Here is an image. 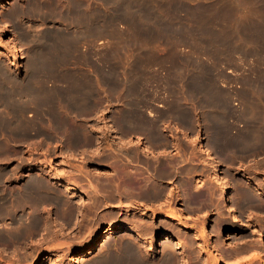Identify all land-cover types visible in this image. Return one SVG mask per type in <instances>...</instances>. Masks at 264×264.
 Returning a JSON list of instances; mask_svg holds the SVG:
<instances>
[{
    "label": "bare ground",
    "instance_id": "bare-ground-1",
    "mask_svg": "<svg viewBox=\"0 0 264 264\" xmlns=\"http://www.w3.org/2000/svg\"><path fill=\"white\" fill-rule=\"evenodd\" d=\"M85 1L86 0H19V2L16 3V1H15L12 5L11 0H0V9L5 10L4 12H5L6 16L8 17V19L12 18V19H15V21H17L19 19V21H20L21 20L20 18H23V17H27V18L30 17L31 18L32 17V18H37L36 19L37 22L42 21V23L44 22L43 24H45L46 22H49V23L51 22L53 25L55 24L57 26L56 30H54V31H47L45 29L38 35L37 34L30 35V34H28V31L27 32L23 31V32L19 33L20 34L19 36L21 37L20 39L24 42L26 41L30 45V49H29V52L27 55V61H26V65H25L26 74H24L23 76L18 75L17 73H14L8 69H5L6 67H4V65L2 63H0V155H2V153H4V149H3L4 143L2 144L3 140H5V139L14 140L15 139L18 142L19 141L25 142V143H23V145L24 144L26 145V142H28L29 144H31V143L34 144L35 142H37V141H34L37 138L38 142L40 144H43L48 139L52 138V137L50 138V135L48 133L50 130L55 132L54 134H56L57 136H60L58 134L60 132L59 130H61V129L65 130V133H63L65 135H64V137H62L63 139L67 140L68 143L69 142L70 143H79L80 141H82L84 133H85V132L84 133L82 132L83 128H81L82 125H80V123L83 120H85L86 114L90 115L93 113V110L95 108L98 109V108L103 106L102 105L103 101L99 97H98L99 100L95 101L96 90H95V84L94 83L96 81L93 82L90 75L87 76V75H85L86 73L83 74V73L78 72V71L74 72V73L67 72V71L62 72V69H61V67L66 66L71 60H73L74 62H78V63L79 62L81 63V61H84L86 63L90 62L94 58V54L90 51L89 52L85 51L86 53H81V51H80L81 47L80 46H82L84 44L83 43L84 41H87V42H89L88 44H90V42H92V40L95 38V36L99 37L100 35L106 34L108 31L107 29H105L106 27H108L105 25V23H104V27L106 26L105 28L102 27V24H101V27L98 26L101 18L103 19V17L99 16V14H98L99 11L97 10L98 12H96L95 8H92L90 6L92 3L88 4L89 5L88 6L87 2H85ZM136 1L138 3L139 9L143 10L142 7L144 6L145 1L144 0H136ZM136 1H134V2H136ZM157 1L159 2L160 0H157ZM157 1L154 0V2H153V1L148 0V2H150V3L152 2L151 3L152 6L155 2L157 3ZM101 2H102V0H101ZM106 2L110 3V5H113V8H111V6H109V5H107V6H109V8H111L110 9L111 11H112V9H114V10L117 9V11L119 10V12H120V10H123V9L124 10L130 9L129 4L127 3V0H106ZM106 2H105V4H107ZM10 5H12V7ZM86 5H87V7H86ZM148 5H146V7L144 6L145 9L147 8ZM183 5H185V4H183ZM130 6L132 7L133 4ZM154 6H156V5H154ZM258 6L259 5H257V7ZM102 7H103V5H102ZM148 7H151V6H148ZM157 7L159 8V5ZM104 8H105V5H104ZM151 8H153V7H151ZM160 8H161V6H160ZM160 8H159V10H160ZM180 8H181V6L178 5L177 3H175L174 1L171 3L170 10L172 12L173 11L176 12V10H179ZM145 9H144V11H145ZM167 10H169V9H167ZM170 10L166 11V9H165L164 11L169 13ZM135 11H138V10H135ZM135 11H133L134 15H135ZM144 11H143L144 17L145 16H151L148 13L150 10L147 11V14H149V15H147V14L145 15L146 12L144 13ZM156 11H158V10H156ZM206 11H207V9H206ZM110 13H112V12H110ZM150 13H152V15H153V13L155 14V12H152V11H150ZM180 13H181V11H180ZM119 14H123V16H124V12H120L116 15H114L112 13V15H114V16H117ZM140 14H142V12H140ZM164 14H165V12H164ZM131 15H133V14H130V16ZM177 15H178V13H177ZM97 16H99L98 18L100 20L96 19ZM103 16H104V14H103ZM105 16H106V14H105ZM211 16H212V14H211ZM172 17H173V15H172ZM132 18H130V19H132ZM95 19L99 20L98 21L99 23L97 22L98 25H95ZM108 19L110 20V18H108ZM113 19H114V17H113ZM116 20H117V18H116ZM260 21H261V19H260ZM108 23L110 24V21H108ZM1 26H2L1 27L2 35L4 37H7V34H8L7 32L9 30L7 29L6 23L1 25ZM64 26L65 27L70 26L69 28H71V29H67L68 27L65 28ZM33 28L34 27H32L31 29H33ZM166 28H168V27H166ZM257 30H259V29H257ZM255 32H257V31H255ZM17 40H18V37H17ZM257 40L259 41V39H257ZM124 43H125V41H124ZM85 46H87V45H85ZM125 46H126V44H125ZM12 47H13V49H12L13 54L12 53L11 54H12L13 58L21 59L22 51L18 48V44L16 45V43H13ZM89 47H91V45H89ZM239 48H242V47H239ZM236 49H237V47H236ZM86 50L88 51V49H86ZM236 51H239V50H236ZM251 52L252 51H250V53ZM255 52H257V51H255ZM153 53H154V51H153ZM247 53H248V49H247ZM253 54L256 55V53H254V52H253ZM253 54H251V55H253ZM257 54H258V52H257ZM240 55H242V54H240ZM0 56H2V57L6 56L7 57V52L4 51L1 44H0ZM113 56H115V55H113ZM242 56H244V55H242ZM260 57L262 58V56H260ZM260 57H257L256 59H258ZM101 58H103V57H101ZM224 58H225V56H224ZM258 60H260V59H258ZM150 62L152 64V61H150ZM255 63H257V62H255ZM255 67H257V66H255ZM59 68L61 70H59ZM138 74H140V73H138ZM254 75H256V74H253L252 76H254ZM145 76H147V75H145ZM252 76H250V77L253 79ZM257 77L259 78V76H257ZM52 78H55L56 80H54ZM251 78H250V81H248L249 79L247 78V82L250 83V86L252 89H250V86H247L246 84H243L244 85L243 87L247 86L248 88L246 87V90L247 89H249V91L251 90L252 91L251 94L253 93V95H252L253 97L250 98V96L245 95L246 94L245 93L243 100H242L243 104L241 103V100H240V103H241L240 108H242V109H239V110H242L241 111L242 112V115H241L242 118H246V120H247V118H249L247 115L252 114V116H250V119L252 118V119H254V121H251L252 123L250 124V122H249L250 119H248L249 121L247 120V122H249V124L246 127L243 123V120H242V124L244 125V127L246 129L242 128L244 131L242 130V133H240L239 135L235 131L234 132L237 135L235 133H234L235 135H233V131L231 132V126H233L232 124H234L232 122L235 118L233 120H231V117L233 116L232 115L233 112L231 113V110H229L227 108L228 104L231 105L230 102H228V104H226L225 102L227 100L224 101L226 99L225 97H227V96L219 97V95L217 94L218 96L216 95L217 98H215L213 95L214 91L212 93V95H213L212 96L211 95L212 89L210 90L211 92L209 94L208 91L204 92V89H203L204 87L202 88L203 89L202 93H200V92H196V93L197 94H203L202 97H204V95H205L204 99H200V100L204 105H206V107L209 108V110L207 112V120L210 124V130H212V132H213L212 135L214 137H216L217 140L223 145L224 152H226L227 154H232V153L236 152V156L239 153H241V155H243V153L249 155V153H250L251 156H253L254 158L256 157L254 155H258V158L262 157L261 160L259 159L260 161L259 160L255 161V162H257L255 164L256 166H253L254 170L257 171V169H259L261 166L262 167L264 166V82H262V80H261L262 78L257 79V80H251ZM51 79L54 80L55 82L56 81L57 82L52 83ZM203 79H205V78H203ZM254 79H255V77H254ZM201 83H200V85H201ZM243 83H245V81ZM52 84H55V86L52 87L53 86ZM120 84H121L120 82L117 84L118 88H119ZM131 84H132V86H131ZM131 84H130V86L126 85V87L128 86V88L123 90V92L121 93V95H123V96L121 99L119 98L121 100V103L120 102H119V104L117 103L118 104L117 108H115L116 105L112 104L113 110H115L114 114H116V115H114L115 117L112 120H114L116 122H121V127H124V126L127 127L128 126L129 129L131 127L132 130L138 131V132H144L145 130H147L148 132L147 131L146 132L148 134H150L152 136L154 134L156 136V133L160 132V127L158 126L159 118H157L159 115L155 116V114H153V112H150L149 105L151 103H149L150 98L148 97L149 95L147 94L146 90L142 91L140 84L137 82H135V83L132 82ZM141 84H143V81ZM207 84H208V82H207ZM209 84H210V82H209ZM104 85H105V83H104ZM196 85L198 86V84H196ZM200 85H199V87H200ZM141 86L143 87V85H141ZM115 87H114L113 91H110V92H112L111 96H114V99L118 100V97H116L117 95L115 94L118 91V88L116 89ZM120 87H121V85H120ZM210 87H211V85L208 86L209 89H210ZM213 87H214V85H213ZM192 88H193V85H192ZM194 88L199 91L201 87L199 89H197L198 87L197 88L194 87ZM119 90H121V89H119ZM245 92H248V91H245ZM219 93H221V91H219ZM117 94L120 95V93H118V92H117ZM197 94H195V96H197ZM228 95H229V92H228ZM123 97H124V100L122 101ZM228 97H230V96H228ZM232 97H230V99ZM154 98H155V96H154ZM173 98H174V96H173ZM222 98H224V100ZM238 98H240V97H238ZM177 99L179 100V98H177ZM177 99L176 100L174 99L175 101L172 102L173 104L170 105L171 107L167 111H165L164 114L165 113L173 114L175 116V119L177 121H180V122L191 121V116H192L191 112L188 109H186L183 105H180V103L177 101ZM230 99H229V101H230ZM107 103L109 105L111 103V100H107ZM115 104H116V102H115ZM229 113L231 114L230 120H228V117L230 116ZM235 117H237V116H235ZM239 118H238V121H239ZM71 119H72V121L74 120L76 122V125L75 126L73 125L72 127H70V125H69V127H68V124L71 123ZM69 120H70V122H69ZM229 121H232V122H229ZM75 122H74V124H75ZM244 122H245V119H244ZM72 123H71V125H72ZM49 128H50V130L48 131ZM118 128H119V126H118V124H116V126L115 125L112 126L111 129L118 131ZM232 130H233V128H232ZM235 130L238 132V130H240V128L238 130L237 129H235ZM239 132H241V130ZM63 134H61V135H63ZM96 134H97V132H96ZM117 135L119 136L118 132H117ZM84 137H86V136H84ZM120 137H121V134H120L118 139H121ZM17 141H15V142H17ZM151 141H152V139H151ZM163 142L165 143V141H162V143ZM28 143H27V145H28ZM121 143L122 144H120V145L122 147H125L126 145L128 146L129 144H131V143H129V144L123 145L125 143L124 142H121ZM35 144H37V143H35ZM17 146H18V144H17ZM165 146H167V144ZM6 149H5V151L7 152L8 150H6ZM123 149H125V148H123ZM123 149H120V150L114 149L115 174L112 175L111 177H109L110 180H106L109 183H111L110 186L112 187V190L110 192L108 191L106 193H103V192H100L99 190H97L95 187V192H99L100 195L104 196L103 197L104 199L108 196L109 198L108 197L107 198L110 201L111 200L110 197H114V198L118 199L119 202L123 198L130 199V197H133L132 195H134V197L136 199H139V200L141 199V201H139V200L134 201L135 199L134 200L131 199L132 202H134V203L136 202L139 204V206H144V207H148V208H150L151 205H153V202L160 200V201L154 203V205H153L155 208H158L159 210L153 212L155 210V208L152 209L151 210L152 214L150 216H146L145 213H139V214L142 215V217H147V219L148 218L152 219L154 217H160L161 222L162 221L165 222L166 220L173 221V222L175 221L176 223H173L174 226L172 225L171 227H176V226L179 227L180 226L181 228L185 229V232H184L185 235L190 234V232H187V230L189 229L187 226V223H183L180 219V217H181L183 219L188 220V214L183 213L182 211H178L177 209L172 207L173 192L172 191L167 192V196H164L166 194V191H165L164 186L161 182L166 180V179L172 178V176L174 175V173L172 172V170H174V168L172 167V164H171L170 160L168 159V155H162V154L156 155L153 151L151 152V150H153L154 148H153L152 143L149 142L147 145L149 156H148V159L146 158V164H144L145 162L142 163V162H140L139 159H137L138 158L136 156L137 154L133 151H131V153H132L131 156L129 155V153H130L129 150L126 153L123 152L126 154L125 155L126 158L123 157V155H122L123 154L122 151H124ZM14 151L12 150V152H14ZM125 151H127V150H125ZM120 153H122V154H120ZM14 154H15V152L13 153V155ZM11 157H13V156H11ZM11 157H10V159H11ZM241 157H240V159H241ZM245 158H251V157L248 156ZM5 159H8V158H5ZM18 159H20V158L18 157ZM255 159H257V157ZM2 160L4 161V159H2ZM12 160H15V158ZM25 160H26V158H25ZM228 160H235V155L233 154L232 156H230ZM21 161H23V160H21ZM240 161L242 162V160H240ZM252 161H253V159H252ZM232 162H229L228 164H231ZM139 165H141V166L143 165V166L147 167V170H144L143 168L139 167ZM253 165H254V163H253ZM22 166H20V167H22ZM232 166H233V164H232ZM247 166H246V168H247ZM250 166L251 165H249L248 167L250 168ZM253 168L251 169V171L253 170ZM41 169H43V168H41ZM9 170L7 171L4 163L3 164L0 163V186H2L1 184L3 182H6V181L8 182L12 178V172L9 173ZM14 170H15V168H14ZM229 170L230 169H228V172H227L228 174L224 176L225 178L228 179V181L222 182V180H220V178L217 176V174H216L217 172L215 171L214 177L212 178L211 186L206 188L205 189L206 191L203 190V188L201 189L200 187L196 186L195 191L193 193V197L195 200H205L206 202L210 203L211 206L213 205V203L215 204L213 206H216L215 201L219 202L220 205H218V203H217L218 207L222 206V208L221 207L220 208L223 210V212H225L226 214L229 215L228 219H230V221L229 222L227 221L225 223L223 221V224H222L220 229H221V231H223V230L226 231V230L232 229L230 234L228 235L227 238H222V239L218 238L217 241H216V239L213 241L211 240L212 241L211 242L212 243L211 248H213V250L216 252H228V253L229 252H232V253H234V252H244V253L245 252H253V253L257 252L258 254L256 257L258 259H261V257H263L262 259L264 260V244L262 243V241H260L261 240L260 237L262 236V231H264L263 226H261V225H264L263 224L264 219H262L261 217H258V218L262 219L261 225L252 222L253 220H256L253 214L258 213L257 212L258 209L262 210L261 208H263L262 205L264 203V186H263V184L260 183L259 179L261 177L264 178V176H261L260 178H255V179L250 178L249 177L250 173L246 172L248 170V168H247V170L245 172L247 174H249V176H248L249 178L246 179L248 189L247 188L245 189V188L241 187L242 183L240 185V183L238 181L232 180V178H231L232 181H230ZM11 171H12V169H11ZM248 171H250V170H248ZM255 171H252V172H255ZM259 171H260V169H259ZM45 172L46 173L43 175L48 177V180H46L44 177L39 178L38 176L37 177H35V176L31 177L28 175L29 177H28L27 181L25 179L26 182L22 185L21 189H18L17 192L15 191L16 193L13 191L10 192L11 198L9 196H7V194L4 192V190L0 191L1 192L0 193L1 194L0 195V219L4 217V220H5L8 217L10 219V217H11V218H13L14 223L20 222V224H21L22 223L21 221L24 219L23 217L26 218V216L22 217V215H20V213H19V215H17L14 212L16 210H18L19 212L20 211L23 212L25 210V208H28L29 211L33 213V216H30V222H29L30 228L29 229L36 230V229L40 228L39 226L42 224V220L38 215H36V213L34 212V209L36 210V208L40 206L39 204H43L45 202H50V201L53 202L52 200H56L58 198L57 197L58 195H56V196L54 195L56 197V199L53 196V194L55 192H53V190H52V188H54L51 186L52 184L58 186V188H62L64 190V193H67V194L77 193V195L80 194V196H90L92 193L91 190L85 191L87 189H81V190L78 189L79 188L78 185L73 181H67V182L62 181V177L59 173L54 174L52 172L50 173V171L49 172L45 171ZM261 173H263V172L261 171ZM14 174H15V172H14ZM103 174L108 175L106 173H103ZM257 174H258V172H257ZM15 176L17 177V175H15ZM101 176H103V175H101ZM14 181H15V178H14ZM231 182H233V183H231ZM186 187H188V186H186ZM240 187L242 188V190H241L242 195L240 194V190H239ZM244 187H245V185H244ZM8 189H10V188H8ZM185 190H187V189H185ZM217 191H218V193H217ZM184 192L187 193V191H184ZM99 193L98 194L96 193V194L99 195ZM8 197L14 203L13 206L15 205L12 208L10 207L11 208L10 210H8V208L6 209V207H5L7 201L9 200ZM241 197H242V200L245 199V200L249 201L248 204H246L247 202L244 203V204L248 205V208H245L247 210L243 214L244 216H241V214H238V213H240V210H242L241 208H240V210L238 208L239 207L238 203L241 201ZM98 200H99L98 202L101 201L100 199H98ZM122 201L125 203L128 202V200L126 202L125 199ZM131 201H129V202H131ZM212 201H214V202H212ZM58 202H60V201H58ZM132 202L127 203L130 205L129 207H131ZM147 203L150 205L145 206V205H147ZM101 204H102V202H101ZM96 205H95V208H96ZM118 206H119V204H118ZM114 207H116V206H114ZM124 207H126L125 204H124ZM162 207L164 208V211L169 210V212L165 211L166 213H164L163 215H159L158 213H156L158 211L163 210ZM220 208L218 210H221ZM12 209H14V210H12ZM78 209H80V208H78ZM243 210H244V208H243ZM223 212H222V214L225 215V213H223ZM241 212H243V211H241ZM24 213H27V212H24ZM173 213H176L177 216H175L176 214L174 215ZM219 213H221V212H219ZM37 214H39V213H37ZM112 214L114 215L113 212H112ZM261 215H264V213ZM220 216H222V215L221 214L219 215V218H218L219 221H221L220 218L225 217L226 215L222 216V217H220ZM27 218L25 219V221L27 220ZM121 219H122V217H121ZM46 220H47V218H46ZM54 220H56V219H54ZM114 220L110 221L105 232L102 231L103 232L102 234H100L99 232L96 233L84 247L79 249V251H77L73 260H75V261L77 260L79 262L81 261V262H83V264H188L189 257L187 254L189 253V255H192V252H188V251H190L189 249L187 251V247L185 246V244L183 243V240H182V238L184 239V236L183 235H181L182 237H179L180 235L174 236V233H173V235L172 234L168 235L164 232V230H170L172 228H167V226L165 228H160L157 226L159 224L156 223L157 225L155 226V229H154V226L152 227L153 230L149 226L143 227L144 225L140 229L142 224L138 225V226H140L139 228L136 227L134 224H131V225L128 224L127 226H123L122 224H119V223H117V221H114ZM132 220L135 221V219H132ZM132 220H130V221H132ZM137 221L139 222V220H137ZM201 221L203 222L204 220L202 219ZM46 222H44L45 226L47 224ZM125 222L128 223L127 220ZM11 223H12V220H11ZM26 223L24 222V224H26ZM49 223H51V222L49 221ZM258 223H260V221ZM15 224H13L14 227H15ZM143 224H145V222ZM147 224L148 223H146V225ZM66 225H67V223H66ZM149 225L151 226V222ZM152 225H154V224H152ZM205 225H206V223H205ZM205 225L203 226V230L205 229ZM21 226H22V224H21ZM216 226H218V225H216ZM97 227H98V225H97ZM48 228H46V229H48ZM156 228L158 230H156ZM16 230H18V229H14V233ZM172 230H175V229L173 228ZM176 230H178V229H176ZM213 230H214V228H213ZM216 230L218 233L219 229H216ZM43 231H45V230H43ZM156 231H159V233L161 232L160 237H156L157 247L159 246L160 248L153 250V249H151V246H149L147 248L144 247L143 250L146 249V252L144 251L143 254H141L140 253L141 251L139 249L140 246H146L147 244H151L153 242V241L148 240V239H150L149 237H151V236H149L148 239H146V237H144V235L148 236L149 234H155ZM215 231H213V233H215ZM242 231L243 232H245V231L249 232L251 235L254 234L258 237L255 238V236H254V238L248 240L249 242H247V241H245L243 243L241 242V245H239L238 240H240V238L242 237L241 236L239 238V234H240V232L242 233ZM11 232H13V231H11ZM11 232L10 233L7 232V233L11 234ZM22 232L24 233L25 231H22ZM22 232L18 233V234H16L17 232L15 234H11L10 236H8L9 238L8 237L5 238L4 236L0 235V240H3V242H4V240L9 241V239L15 240L16 238H19L22 235ZM119 232H122L124 235H127L128 238L131 237V241H134L133 242L134 244L131 242H128L126 240H125V242H123L125 238L123 240H121L122 243L121 242L116 243V241H118V240H116V237H117V234ZM178 232H179V230H178ZM197 232L198 231H196V234L194 232L192 234L194 239H196V237H198V236H201L199 234L197 235ZM0 233H1V231H0ZM176 233H177V231H176ZM198 233H200V232H198ZM181 234H183V233H181ZM215 235H214V238H215ZM208 236H210V235H208ZM216 236L219 237L218 235H216ZM26 237H28V236H26ZM185 237L187 239V237H189V236H185ZM204 238H207V237H204ZM132 239H134V240H132ZM128 240H130V239H128ZM225 240H229L230 242H233L234 244L238 243L237 244L238 247H236V248L234 246L230 247L232 245V243H231V245H229L230 243L228 245H226ZM186 241L188 242V240H186ZM199 243L200 242H198V245L194 244V243L193 244L198 246V248H199V246L201 245V244L199 245ZM189 244H191V243H189ZM236 244H235V246H237ZM111 246H113V248ZM97 248H100V252H102V253L106 252V253L102 254V255L97 254V252H96ZM202 249H200L199 254L201 253ZM171 250H174L176 252H173V254H172V252H170ZM98 251H99V249H98ZM195 252L197 253V251H195ZM184 255H187L188 260H187V258H185L186 256L184 257ZM196 256H197V254L195 255V257ZM198 256L200 257V255H198ZM252 256L255 257L254 254ZM252 256H249V257H252ZM205 257H206V255H205ZM240 257H241L240 260L235 259V261L233 260L234 262L232 261V263L242 264L243 262H245L246 259L249 258V257H243L242 258V256H240ZM196 258H194L195 259L194 263L196 262ZM21 259L23 260V257ZM73 260H71V262H73ZM55 261L57 262L58 260L55 258L54 259H45L44 264H46V263L52 264ZM190 261H191V259H190ZM200 263H201V260H200ZM30 264H39V263L37 260H34ZM205 264H207V263H205Z\"/></svg>",
    "mask_w": 264,
    "mask_h": 264
},
{
    "label": "rangeland",
    "instance_id": "rangeland-1",
    "mask_svg": "<svg viewBox=\"0 0 264 264\" xmlns=\"http://www.w3.org/2000/svg\"><path fill=\"white\" fill-rule=\"evenodd\" d=\"M15 1H16V3L19 2V0H11V2H12L11 4L13 5V3ZM129 1L127 0V3L129 4L130 9L129 10H124V9L120 10V12H124V16H123V14H119V15H117L118 17L114 16V15L120 13L119 10L117 11V9H115V10L112 9V11H111L110 9L113 8V5H110V3H107L106 0H102V2H101V0H86L85 1V2H87V5L92 3L90 6L92 8H95L96 12L99 11L98 12L99 16L103 17V19L101 18V20H102L101 21L98 18L99 16H97L96 19H99L100 21L95 19V25H98V23L100 22L98 26L101 27V24H102V27H104V23H105V25L108 27L105 26L106 28L105 27L104 28L107 29L108 31L106 34L100 35L99 37L95 36V38L92 40V42H90V44H88L89 42L84 41L83 42L84 44L82 46H80L81 47V49H80L81 53H86V52L90 51L94 54V58L90 62L86 63L84 61H81V63L80 62L78 63V62H74L73 60H71L66 66L61 67L62 72L67 71V72L74 73V72L78 71V72H81L83 74L86 73L85 75H87V76L90 75L93 82L96 81L94 83L95 84V90H96L95 101L99 100V98L102 99V101H103L102 105H104V107L106 105V101H105V97H103V96L105 94L111 95L112 92H110V91L112 89H114L115 86H116L115 88L117 89L118 88L117 84L119 82L121 83L120 84L121 87L119 85L118 91L116 89L115 90L118 93H120V95L117 94V92L115 93L117 96L114 94L116 97H118L119 101L115 100V99L113 101H111V105L112 104L116 105L115 108H117V105L119 104V102L121 103L120 99L123 96V95H121L123 90L127 89L128 86H130V84L132 82H134V83L137 82L140 84L141 90L142 91L146 90L147 94L149 95L148 96L150 98L149 103H151L149 105L151 107L150 112H153V114H155V113L160 114L161 113V111L157 108V105L164 106L165 109L163 111L165 112L168 108L171 107L170 105H172L173 104L172 102H174L177 98H179V100L177 99V101L180 103V105L192 107L194 100H195L194 97L197 98L198 100L204 99L205 95H204V97H202L203 94H197L196 93V92L202 93L203 89H204V92L208 91L209 94L212 91L211 95L214 91L213 95L215 98H217L216 97L217 94L219 95V97H225V96L232 97L233 96L231 99H230V97H228V98L225 97L226 98L225 100H224V98H222V99L224 101L227 100L225 102L226 104H228V102H230V104H231V105L228 104L227 108L229 110H231V113L233 112L232 113L233 116L231 117V114L229 113L230 116L228 117V120H230V117H231V120H233L235 118L233 120V122L229 121V122H232L235 124L234 125L231 123L233 125V126L230 125L231 126V132L233 131V135H235L236 133H238V135L240 133H242V130H243L242 128L246 129L244 127V125L247 127L249 122L251 124L252 123L251 121H254V119H252V118H251L252 120L250 119V116H252V114H248L247 116L249 118H247V120L250 119V121L248 120L249 122H247L246 118L241 117V115H242L241 111L242 110H239V109H242L240 107H241V103L243 104L242 100H243L245 93H246L245 95H249L250 98L253 97L252 96L253 93L251 94L252 91L251 90L249 91V89L246 90V87L250 86V83L247 82V78L249 79L248 81H250V78H251L250 76H252L253 74H256V75L252 76L253 79L251 78V80H257V79L262 78L261 80H262V82H264L263 81L264 80V43H263L264 42V24H263L264 23V0H247V1L246 0H230V1L229 0H187V1L186 0H171V1L170 0H160L159 2L157 0H155V1H157L158 4L155 2L156 4L154 3L153 6L151 4L152 2L150 3V2H148V0H144L145 1L144 2L145 7H146V5L149 4L148 6H151L153 8L155 7L156 9L155 8L153 9L151 7H148V6L145 9V7L143 6L142 7L143 10L139 9V6H138V3L136 0H134L136 2H134L133 0H129ZM149 1L154 2V0H149ZM173 1L181 6V8L179 10H176V12L178 11L177 12L178 15L175 11L172 12L170 10L171 3ZM105 2L107 4H105ZM132 4H133V6L131 7L130 5H132ZM183 4H185V5H183ZM12 5H10V6L12 7ZM87 5H86V7H87ZM102 5H103V7H102ZM104 5H105V8H104ZM107 5L111 6V8H109V6H107ZM154 5H156V6H154ZM158 5H159V8L161 6L160 10L157 7ZM257 5H259V6L257 7ZM134 9L138 10V11H135ZM144 9H145V11H144ZM165 9H166V11L170 10V12L168 13V12L164 11ZM167 9H169V10H167ZM206 9H207V11H206ZM132 10L135 11V15H134V12ZM148 10L155 12V14L153 13V15H152V13H150V11H149L148 13L151 16H145L144 17L143 11H144V13L146 12L145 13V15H146ZM156 10H158V11H156ZM4 11L5 10L0 9V44H1L2 48L4 49V51L7 52V57L6 56L5 57L0 56V63H2L4 65V67H6L5 69H8L14 73H17L18 75L23 76L24 74H26L25 65H26L27 55H28V52L30 49V45L26 41L24 42L20 39L21 37L19 36L20 35L19 33L23 32V31L24 32L28 31V34H30V35H32V34L38 35L45 29L47 31H54V30H56L57 26L55 24L53 25L51 22L50 23L46 22L45 24H43L44 22L42 23V21L37 22L36 21L37 18H32V17L31 18L30 17H28V18L23 17V18H20L21 19L20 21H19V19L17 21H15V19H12V18L8 19V17L6 16ZM109 11L112 12L114 15H112V13H110ZM139 11L142 12V14H140ZM163 11L165 12V14ZM180 11H181V13H180ZM170 13L173 15V17ZM103 14H104V16H103ZM105 14L107 17L105 16ZM130 14H133V15L130 16ZM149 14H147V15H149ZM211 14H212V16H211ZM105 17L107 19L110 18V20L109 19L107 20ZM113 17H114V19H113ZM116 18H117V20H116ZM130 18H132V19H130ZM260 19H261V21H260ZM108 21H110V24L108 23ZM5 23H6L7 29L9 30L7 32L8 33L7 37H4L1 33V27H2L1 25L5 24ZM32 27H34V28L31 29ZM69 27L70 26H66L65 28L71 29ZM166 27H168V28H166ZM257 29H259V30H257ZM254 30L257 32H255ZM17 37H18V40H17ZM257 39H259V41ZM124 41H125V43H124ZM13 43H16V45L18 44V48L22 51L21 59L13 58V56H12V54H13L12 44ZM125 44H126V46H125ZM85 45H87L88 47ZM89 45H91V47H89ZM236 47H237V49H236ZM239 47H242V48H239ZM86 49H88V51ZM247 49H248V53H247ZM236 50H239V51H236ZM153 51H154V53H153ZM250 51H252V52L250 53ZM255 51H257L259 55ZM253 52L256 53V55H254ZM239 53L244 55V56L240 55ZM251 54H253V55H251ZM113 55H115V56H113ZM224 56H225V58H224ZM256 56L257 57L262 56V58L260 57V58H258L260 60H258V59H256L257 58ZM101 57H103V58H101ZM150 61H152V64ZM255 62H257V63H255ZM255 66H257V67H255ZM61 69L59 68V70H61ZM138 73H140V74H138ZM145 75H147V76H145ZM257 76H259V78ZM254 77H255V79H254ZM55 78H52V79L56 80L57 78L56 79ZM203 78H205V79H203ZM54 80H52V83L55 82ZM108 81H111V82H108ZM142 81H143V84H141ZM244 81H245V83H243ZM199 82L200 83L202 82L201 85ZM207 82H208V84H207ZM209 82H210V84H209ZM104 83H105V85H104ZM196 84H198V86ZM243 84H246L247 86L243 87L244 86ZM52 85H53L52 87L55 86V84H52ZM126 85H128V86L126 87ZM141 85H143L144 88ZM192 85H193V88L194 87H196V88L198 87L197 89H199L200 87L201 88L198 91L195 88L193 89ZM199 85H200V87H199ZM209 85H211L210 89L208 88ZM213 85H214V87H213ZM131 86H132V84H131ZM119 89H121V90H119ZM250 89H252L251 86H250ZM101 90H102V92H101ZM193 90L194 91L196 90V91L194 92ZM219 91H221V93H219ZM245 91H248V92H245ZM228 92H229V95H228ZM101 94H102V96H101ZM195 94H197V96H195ZM154 96H155V98H154ZM173 96H174V98H173ZM238 97H240V98H238ZM229 99H230V101H229ZM123 100H124V97H123L122 101ZM240 100H241V103H240ZM115 102H116V104H115ZM95 110L96 109H94L93 113L90 115L86 114L85 120H83L80 123V125H82L81 128H83L82 132L83 133L85 132L84 136H86V137L83 136V139L80 142V144L88 146L89 144L92 143L93 136H95V137L100 136V134L103 132V129H105L104 127L100 128V129L95 128V113H96ZM201 114H202V112H200L198 115H201ZM234 115L237 116L238 118L240 117L239 121H238V118L235 117ZM103 118H104V115H103ZM101 119H102V117L96 118V121L97 120L102 121ZM244 119H245V122H244ZM167 120H170V119L163 118V119H161V122L163 121V123L165 124V123H167L166 122ZM242 120H243L244 125L242 124ZM73 121L71 119V123ZM193 121H195V120L193 119ZM69 122H70V120H69ZM74 122L72 123V125H71V123H69L68 127H69V125H70V127H72L73 125L75 126L76 122H75V124H74ZM170 124H172V123H170ZM99 126H101V125H99ZM232 128H233V130H232ZM239 128H240L241 132H239L240 131V130H238ZM235 129H237L238 132ZM49 130H50V128L48 129V131ZM202 130H203V128H202ZM59 131L60 132L58 134L60 135V137H64L65 134H63V133H65V130L61 129ZM96 132H97V134H96ZM61 134H63V135H61ZM202 135L204 136V134H202ZM184 136L186 137V134ZM192 136H194V135H192ZM197 138H199V134H197ZM15 141H17V140L5 139L2 141V144L4 143L5 145L3 144L4 153H2V155H0L1 156L0 157V160H1L0 163L5 164L7 171L10 169L9 173L12 172V178L9 180L10 182L9 181L3 182L1 184L2 186H0V191L4 190V192L7 194V196L10 197L11 191L17 192L18 189H21L22 185L27 181L29 176H31V177H34V176L37 177L38 176L39 178L44 177L46 180H48V177L43 175L46 173L45 171H48V172L50 171V173L52 172L54 174L59 173L62 177V181H64V182L65 181L66 182L67 181L75 182V180L72 177H69V178L65 177L64 175L66 173L63 172V170H59L60 168L56 167L57 169L56 170L54 169V167H55L54 164L58 163V161L61 159H59L58 157L56 159H54L53 158L54 154H58L59 152L58 151H56V152L50 151V148H49L52 144H56L58 142L65 143L68 146L67 140L61 141L57 137V138H54L53 140L48 141L47 143L40 144L36 138L34 141H37V142H35L37 144L31 143L32 144L31 145L28 142H26V145L28 143L27 146L25 144L23 145V143H25L23 141H19V142L18 141L15 142ZM193 142L195 143L196 140ZM17 144H18V146H17ZM118 145L119 144H117V146ZM198 146H199V144H198ZM123 148L124 147L121 146V149H123ZM5 149L8 151L6 152ZM12 150L13 151L15 150L14 155H13L14 152H12ZM201 150H202V148H200V151ZM64 151H65V149H64ZM124 151H122V153ZM50 152H53L54 154L51 155ZM65 152L68 154L69 153H75L76 149L71 150V151H65ZM95 152H98V149L93 150L89 154L95 156ZM162 154H166V152L164 151ZM201 154H202V152H200V156L204 157V155L203 154L201 155ZM9 156L10 157L13 156V157H11V159H10ZM18 157L20 159H18ZM72 157H74V156L69 154L67 157L64 158V160H66V162H70V163L76 162ZM5 158H8V159H5ZM14 158H15V160H12ZM25 158H26V160H25ZM49 158H51V160H48ZM2 159H4V161ZM21 160H23V161H21ZM245 162L246 161H244V163ZM20 166H22V167H20ZM14 168L17 172L14 170ZM41 168H43V169H41ZM62 168H64V167H62ZM11 169H12V171H11ZM101 171H107V170L96 169L95 170V178H97L98 176H101V174H100ZM108 171H110V169ZM14 172H15V174H14ZM15 175H17V177ZM14 178H15V181H14ZM25 179H26V181H25ZM209 181H211L210 183H212V179H209ZM207 185H209V183ZM51 186L54 187V188H52L53 192H55L53 194V196L58 195L57 199L54 196V198L57 201L52 200L53 202L50 201V202H45L43 204H39L40 206L37 207L36 210L34 209V212L36 213V215H38L42 220L43 225L41 224L39 226L40 228H38L36 230L29 229L30 228V226H29L30 216H33V213L30 212L28 208H25V210L23 212H21V211L19 212L18 210H16L14 212L17 215H19V213H20V215H22V217L23 216H26V218L28 217L26 221H25L26 218L23 217L24 219L21 221L22 226H21L20 222H15L16 223L15 224L13 218H11V217H10V219L12 220V223H11V220L9 219V217L8 218L5 217L6 218L5 220H4V217L0 219V221H1L0 222V228H1L0 229V231H1L0 235L4 236L5 238L10 236L11 234H15L16 232H17L16 234H18V233H21L22 231H25L24 233L22 232V235L19 238H16L17 240L16 239L15 240L9 239V241L4 240V242H3V240H0V264H30L34 260H37L39 264H41V263L44 264L45 259H54V258L57 259L58 261L57 262L55 261L52 264H83V262H81V261H80L81 262L80 263L77 260L76 261L73 260L77 251H79V249L84 247L96 233L99 232L100 234H102L103 232H105L110 221H112L114 219H115L114 221H117V223L122 224L123 226H127L128 224H130V225L134 224L136 227L139 228L140 226H138V225L142 224L140 229L142 228L143 225H144L143 227L149 226L150 228H152L154 226V229H155V226L157 224H159L157 226L160 228H165L166 226H167V228H172V229L174 228L175 230H172V229L164 230V232L168 235L169 234L173 235V233H174V236H178V235H180L179 237H182L181 235L184 236L185 240L182 238L183 243L187 247V251L189 249L190 251H188V252H192V255H189L188 252H187L188 254L186 253L189 257V261H190V259L193 260L194 258H196L193 256V253L195 251L200 252V249H202V248L203 249L201 250V252H216L213 250V248H211V246H212L211 242L215 239L217 241L218 238L219 239L227 238L228 235L230 234L231 230H232V229H229L226 231L225 230L221 231L220 228L223 224V221H224V223L227 221L229 222L230 219H228L229 215L226 214L225 212H223V210L221 209L222 206L218 207V205H220V203L216 202V201H215L216 206H213V205H215L213 203V205H212L213 207L210 206V207L204 209L205 216H202L201 218L198 217V219H196V220H189V219L187 220V219H183L180 217L181 221L183 223H187V226L189 228L187 230V232H190V234L185 235L184 234L185 229L181 228L180 226L179 227L178 226L171 227L173 225V223H176L175 221L173 222V221L166 220L165 222L164 221L161 222L160 217H154L152 219H150V218L147 219V217H142V215L139 214V213H145L146 216H150L152 214L151 210L155 208L153 206L154 203H156L160 200L153 202V205H151V207L148 208V207H144V206H139V204L136 202L135 203L132 202L131 199L132 200L135 199L134 201L139 200V199H136L134 197V195H132L133 197H130V199H128V198L122 199V200L125 199L126 202L128 200L127 203L132 202L131 207H129L130 206L129 204L123 202L122 200L119 202V200L114 198V197H110V199H111L110 201L108 199L109 198L108 196H107L108 198L106 197L104 199L103 198L104 196L100 195L99 192H95V185H91V187L89 188V190L92 191L90 196H80V194H78L79 195L78 196L77 193H73V194L72 193H69V194L66 193V194H64L63 193L64 190L62 188H58V186L53 185V184ZM8 188H10V189H8ZM78 189L81 190V189H87V188L79 187ZM85 191H88V189ZM96 193L97 194L99 193V195H97ZM217 193H218V191H217ZM10 198L8 200L9 202L7 201L8 204L10 203L9 204L10 206L7 203L5 206L6 209L8 208V210H10L12 207L15 206V205L13 206L14 203L12 202V200ZM98 199H100L101 201L98 202L99 201ZM58 201H60V202H58ZM129 201H131V202H129ZM139 201H141V199ZM101 202H102V204H101ZM122 202L125 204L126 207H124V204ZM173 202H174V197H173ZM212 202H214V201H212ZM217 203H218V205H217ZM118 204H119V206H118ZM95 205H96V208H95ZM148 205H150V204L147 203V205H145V206H148ZM114 206H116V207H114ZM172 207H175V205L172 204ZM78 208H80V209H78ZM219 208L222 211L218 210ZM261 209L262 210L258 209V211H257L258 213L253 214L256 220L252 221V222L257 223L259 225L262 224V219H264L263 218L264 215H261L264 213V209L263 208H261ZM12 210H14V209H12ZM157 210H159V209L155 208V210L153 212H155ZM165 211L169 212V210H165ZM165 211L163 208V210L158 211L156 213H158L159 215H163L164 213H166ZM24 212H27V213H24ZM52 212H54V214H52ZM112 212L114 213V215L112 214ZM219 212H221V213H219ZM222 212L225 213L226 216L224 214H222ZM37 213H39V214H37ZM173 214L175 215L176 213H173ZM210 214H211V216H210ZM220 214L222 216H225V217L220 216L223 218V219L220 218L221 221L218 220ZM53 216L55 217L56 220L52 219ZM175 216H177V214ZM121 217H122V219H121ZM258 217H261L262 219L258 218ZM46 218H47V220H46ZM132 219H135V221ZM202 219L204 220L203 222L201 221ZM126 220L128 221V223L125 222ZM130 220H132V221H130ZM137 220H139V222ZM49 221L51 223H49ZM259 221H260V223H258ZM24 222L25 223L27 222V223L24 224ZM44 222L47 223L46 226L44 225ZM144 222H145V224H143ZM150 222H151V226L149 225ZM66 223H67V225H66ZM146 223H148V224L146 225ZM205 223H206V225H205ZM13 224H15L16 228L13 226ZM152 224H154V225H152ZM215 224L218 226H216ZM97 225H98V227H97ZM204 225H205V229L203 230ZM261 226H263V228H264V225H261ZM46 228H48V229H46ZM209 228H210V231H209ZM213 228H214V230H213ZM14 229H18V230H16L14 233ZM176 229H178L179 232ZM216 229H219L218 233H217ZM43 230H45V231H43ZM152 230H153V228H152ZM156 230H158V229L156 228ZM195 230L200 232V233L197 232V235L198 234L201 235V236L196 237V239L198 238L197 240L194 239V237L192 235L193 232L196 234ZM212 230L213 231L216 230L215 233H213ZM11 231H13V232H11ZM176 231H177V233H176ZM7 232H9V233L11 232V234H9ZM245 232L242 231V233L240 232V234H239V238L242 236L240 238V240H238L239 245H241V242L242 243L245 241L249 242L248 240L254 238V236H255V238L258 237L254 234L251 235L249 232H246V233ZM181 233H183V234H181ZM213 234L214 235L216 234L218 236L220 234L221 235L219 237H217L215 235V238H214ZM160 235H161V232L159 233V231H156L155 234H149L148 236L144 235V237H146V239H148V237L151 236V237H149L150 239H148V240L153 241V242L151 244H147L146 246H140V248H139L141 251L140 253L143 254L144 251L146 252V249L143 250L144 247L147 248V247L151 246V249H153V250L160 248L159 246L157 247V244H156V237H160ZM208 235H210V236H208ZM26 236H28V237H26ZM185 236H189V237H187V239H186ZM204 237H207V238H204ZM260 238H261L260 241H262V243L264 244V231H262V236ZM123 239H124L123 242H125V240L128 242H131V243L134 242V241H131V237L128 238L127 235H124L122 232H119L117 234V237H116V240H118V241H116V243H119V242L122 243L121 240H123ZM128 239H130V240H128ZM132 240H134V239H132ZM186 240H188V242ZM198 242H200L199 245L201 244L199 246V248H198V246L194 245V244L198 245ZM189 243H191L192 245ZM231 243H232V245H231ZM225 244L231 245L230 247H233V246L235 248L238 247V245H237L238 243L237 244L235 243L237 245V246H235V244L233 242H230L229 240H225ZM111 247L113 248V246H111ZM98 249H99V251H98ZM96 252H97V254H100V255L106 253V252H103V253L100 252V248H97ZM170 252H172V254H173V252H176V251L171 250ZM187 255H184V257L186 256L185 258H187V260H188ZM203 255H204V253H203ZM256 256H257V254H255V257L254 256L249 257L242 264H264V260L262 259L263 257H261V259H258ZM22 257H23V260L21 259ZM71 260H73V262H71ZM196 260H198V257L196 258ZM205 263H207V264H209V263L218 264V261L214 257L210 256L208 258V260H206ZM46 264H51V263H46ZM195 264H199V263L195 262ZM226 264H228V263H226ZM230 264H234V263H230ZM237 264H240V263H237Z\"/></svg>",
    "mask_w": 264,
    "mask_h": 264
},
{
    "label": "flooded vegetation",
    "instance_id": "flooded-vegetation-1",
    "mask_svg": "<svg viewBox=\"0 0 264 264\" xmlns=\"http://www.w3.org/2000/svg\"><path fill=\"white\" fill-rule=\"evenodd\" d=\"M111 91H113V89ZM103 97H106L105 101L107 105H105V107L103 105L102 107H100L101 109L98 108L99 110L95 108L97 109L95 110L96 111L95 128L100 129L104 127L105 129L103 130V134H101L98 137L93 136V141L88 146L80 144L81 142L80 141L79 143L69 142L68 146L65 143L58 142L56 144H52L49 147L50 151L59 152L58 154H54L53 152H50L51 155L54 154L53 158L56 159L58 157L59 159H61L58 161V163L54 164L55 166L54 169L56 170L57 169L56 167H58L60 168L59 170H63V172L66 173L64 176L67 178L72 177L75 180L78 187L87 188L89 191V188L91 187V185H95L96 189L103 193H106L108 191L110 192L112 190V187L110 186L111 183H109L106 180H110L109 177L115 174L114 149L120 150L121 149L120 144H122L121 142H124L125 143L124 145L131 143L128 146L126 145L128 148L126 146L124 147L125 149L123 150H127L124 152L126 153L129 150L130 156L132 155L131 151L135 152L137 154L136 156L138 157L137 159H139L140 162L142 163L145 162L144 164H146V158L148 159V156H149L148 149H147V145L149 142L152 143L153 148H154L153 150H151V152L153 151L156 155H160L164 151L166 152V154H162V155H168V159L170 160L172 167L174 168V170H172L174 175L172 176V178L166 179L161 182L166 191V194L164 196H167V192L172 191L173 197H174V202H172V204L175 205L174 208L177 209L178 211H182L183 213H187L189 220H196L198 219V217L201 218L202 216H205L204 209L211 206V204L206 202L205 200H195L193 197V193L195 191L196 186L200 187L201 189L203 188V190L210 187L211 181H209V179H212L214 177L215 171L217 172L216 174L220 178V180H222V182H226L228 181V179L225 178L224 176L228 174L227 173L228 169H230L229 170L230 181L236 180L240 183V185L242 182L241 187L245 189L246 188L248 189L246 179H248L249 177L255 179V178H260L261 176H264V169H263L264 166L263 167L261 166L259 168L260 171L259 169L255 171L253 168V166H256L255 164L257 163L255 161H258L259 159L261 160L262 157L258 158V155H256L257 159H255L256 157L254 158L253 156H251L250 153L249 155L244 154V153L243 155H241V153H239L236 156V152L232 154H227L226 152H224L223 145L217 140L216 137L212 135L213 132L212 130H210V124L207 120V112L209 108L206 107V105H204L201 102V100H198L195 97H194L195 100H194L192 107L184 106L186 109H188L191 112V115H192L191 121L189 122L177 121L173 114H170V113L164 114V111H163L165 109L164 106L157 105V108L161 111V113L160 114L155 113V116L159 115L157 118H159L158 126L160 127V132L159 133L157 132L156 136L154 134L153 136L148 134L147 130H145L144 132H138V131L132 130L131 127L129 129L128 126L121 127V122H116L112 120L115 117L114 116L115 110H113V107H112L114 104L111 105L110 103L108 105L107 103V100L113 101L114 96L105 94ZM149 108L151 107L149 106ZM200 112H202V114L198 115ZM103 115H104V118H103ZM99 117H102L101 119L102 121H98V120L96 121V118H99ZM163 118L165 119L168 118L170 120H167L166 121L167 123L164 124L163 121L161 122L160 120ZM193 119L195 121H193ZM113 124L115 126L116 124H118L119 126L118 131L111 129L112 126H114ZM50 132L48 133L50 135V138L52 137L51 138L52 140L58 137L59 140L65 141V139H63L62 137L54 134L55 132L53 131H50ZM117 132L119 133V136L121 134V137H120L121 139H118L119 136L117 135ZM185 134H186V137L184 136ZM197 134H199V138H197ZM202 134H204V136ZM51 139H48L45 143H47ZM195 140H196L195 142L196 144L193 142ZM162 141H165V143L164 142L162 143ZM117 144L119 145L117 146ZM166 144L167 146H165ZM200 148H202L201 151H200ZM64 149L65 151H71L73 149L74 150L76 149L75 153H69L72 156H74L72 158L76 162L70 163L64 160V158L69 155L68 153L64 151ZM97 149H98V152H95V156L89 154L93 150H97ZM200 152H202L204 157L200 156ZM125 153L124 154L120 153V154H122L123 157H125L126 155ZM233 154L235 155V160H228L229 157L232 156ZM238 155L239 156L241 155L242 157L243 156L244 157L242 158L240 156L241 157L240 159ZM248 156H251V158H245ZM48 160H51V158H49ZM240 160H242V162ZM243 160L246 162L243 163L244 162ZM229 162H232V163L228 164ZM247 165L248 166L251 165L252 167L250 166L249 168ZM142 166L139 165V167L143 168L144 170H147V167L145 166L142 167ZM246 166L248 170L250 171L247 170ZM252 168H253L252 171H255V172L251 171ZM96 169H104L107 171H101L100 174L103 176H98L97 178H95ZM109 169L110 171H108ZM245 171L247 173H250V176ZM261 171L263 173H261ZM103 173H106L108 175H104ZM259 180H260V183L263 184L264 186V181H263L264 178L261 177ZM208 183L209 185H207ZM241 187L239 188V190H240V194L242 195ZM184 191H187V193H185ZM244 203L248 204L249 201L245 199L242 200V197H241V201L238 203L239 210L240 208L242 209L240 210V213H238V214H241V216H244L243 214L247 210L245 208H248V205ZM262 206L264 208V203ZM52 214H54V212H52ZM52 219L54 220L55 217L53 216ZM209 231H210V228H209ZM201 253L200 254L199 252L193 253L194 257L196 254L197 256L200 255L201 258L198 256L199 260H196V262H198L199 264H205V261L208 260L210 256L214 257L218 261V264H226V263L229 264V263H232L233 260L235 261V259L240 260L241 259L240 256H242L243 258V257L252 256L253 254L254 255L258 254L257 252H254V253L253 252H245V253L244 252H234L236 255L232 252H229V253L228 252H205V253L201 252ZM200 260H201V263H200ZM194 261L195 259L191 260L190 262L188 261V264H191V263L193 264ZM209 264H212V263H209Z\"/></svg>",
    "mask_w": 264,
    "mask_h": 264
}]
</instances>
